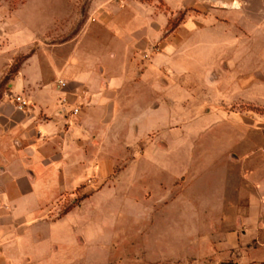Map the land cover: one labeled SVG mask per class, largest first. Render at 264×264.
Wrapping results in <instances>:
<instances>
[{
    "label": "rangeland",
    "instance_id": "obj_1",
    "mask_svg": "<svg viewBox=\"0 0 264 264\" xmlns=\"http://www.w3.org/2000/svg\"><path fill=\"white\" fill-rule=\"evenodd\" d=\"M51 82L91 136L7 185L8 264L264 260V0H0V101Z\"/></svg>",
    "mask_w": 264,
    "mask_h": 264
},
{
    "label": "crops",
    "instance_id": "obj_2",
    "mask_svg": "<svg viewBox=\"0 0 264 264\" xmlns=\"http://www.w3.org/2000/svg\"><path fill=\"white\" fill-rule=\"evenodd\" d=\"M95 72L100 76L99 90H107V79L102 76L104 67L96 64ZM18 81L22 83L21 78ZM61 87L56 82L42 83L33 98L35 104L27 112L17 110L8 101H0V179L5 178V181L0 180V212L3 202L16 200L7 192V185L15 186L21 198L23 188L27 191L39 184L37 169L47 162L43 152L46 143L51 140L53 145H67L77 131L91 136L82 124V116L70 115L67 108L64 110L59 105ZM17 89V86L11 88ZM91 98L92 95L87 94L85 102H90ZM0 264H8V261L0 256ZM259 264H264V260Z\"/></svg>",
    "mask_w": 264,
    "mask_h": 264
},
{
    "label": "built area",
    "instance_id": "obj_3",
    "mask_svg": "<svg viewBox=\"0 0 264 264\" xmlns=\"http://www.w3.org/2000/svg\"><path fill=\"white\" fill-rule=\"evenodd\" d=\"M14 99L17 101V109L23 110L27 106L26 100L22 99V97L16 96ZM74 111L77 113L78 109H75Z\"/></svg>",
    "mask_w": 264,
    "mask_h": 264
},
{
    "label": "water",
    "instance_id": "obj_4",
    "mask_svg": "<svg viewBox=\"0 0 264 264\" xmlns=\"http://www.w3.org/2000/svg\"><path fill=\"white\" fill-rule=\"evenodd\" d=\"M62 108L65 110V107L64 106H62Z\"/></svg>",
    "mask_w": 264,
    "mask_h": 264
}]
</instances>
